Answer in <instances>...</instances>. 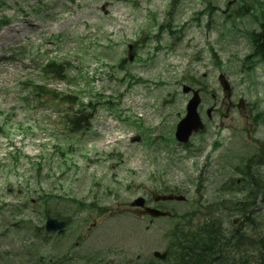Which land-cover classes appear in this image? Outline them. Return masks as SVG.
Here are the masks:
<instances>
[{
    "label": "rangeland",
    "instance_id": "obj_1",
    "mask_svg": "<svg viewBox=\"0 0 264 264\" xmlns=\"http://www.w3.org/2000/svg\"><path fill=\"white\" fill-rule=\"evenodd\" d=\"M0 2V17L10 22L0 27V264H172L152 258L164 251L162 235L172 222H138L107 210L146 200L164 186L186 197L184 203L163 204L181 215L199 199L197 181L204 205L244 199L223 184L241 178L233 168L264 140V61L255 60L249 72L242 69L252 48L248 33L264 22V0H181L170 19L169 0ZM207 4L210 15L203 12ZM234 13L240 18L228 20ZM168 22L176 34L160 31L153 39ZM141 39L129 62L127 46ZM135 55L142 60L134 61ZM47 58L69 62L72 81L42 77L39 65ZM120 58L126 59L123 70L114 67ZM126 72L146 83L129 87ZM218 73L229 80L230 98L223 96ZM29 80L59 93L81 91L77 96L85 104L116 106L97 105L90 128L72 134L64 126L65 106L31 96L23 85ZM191 80L194 89L205 87L197 108L204 130L185 150L172 137L190 96L180 85ZM240 98L246 107L241 114L235 108ZM163 100L172 104L161 106ZM136 135L140 141L131 143ZM155 136L163 139L151 144ZM41 193L59 196L49 203L51 212H67L71 223L46 241L34 232L44 223ZM69 199L107 210L99 217ZM20 220L28 225H14Z\"/></svg>",
    "mask_w": 264,
    "mask_h": 264
},
{
    "label": "trees",
    "instance_id": "obj_2",
    "mask_svg": "<svg viewBox=\"0 0 264 264\" xmlns=\"http://www.w3.org/2000/svg\"><path fill=\"white\" fill-rule=\"evenodd\" d=\"M175 1H173L174 3ZM253 53L250 58L256 57L264 60V23L260 26V31L252 34ZM70 101V97L63 98ZM87 118H73L70 120V129L76 132L87 123ZM256 165H264V142L260 144L256 155L249 158L239 172L243 175V181H247L243 187L249 188L248 196L254 195L261 197L264 201V178L251 171L250 167L253 161ZM237 185V181L234 182ZM200 190V185L197 192ZM253 201L244 203H234L227 205L225 201L217 205H206L202 207L205 212L199 210L197 206L191 214H184L182 219L186 220V225L176 224L168 231V250L176 264H264V238L253 237L239 227L226 229L223 227V217L232 214L241 215L243 221L247 220L253 214L259 213L255 209ZM91 207L92 205H87ZM216 207V208H215ZM217 209V210H216ZM218 212L220 215L210 217ZM199 213L202 220L193 223L189 216ZM67 220L66 218H64ZM187 219L190 221L187 222ZM251 229V227L249 228ZM264 236V235H263ZM253 253L252 256L249 253Z\"/></svg>",
    "mask_w": 264,
    "mask_h": 264
},
{
    "label": "water",
    "instance_id": "obj_3",
    "mask_svg": "<svg viewBox=\"0 0 264 264\" xmlns=\"http://www.w3.org/2000/svg\"><path fill=\"white\" fill-rule=\"evenodd\" d=\"M219 82L221 83L224 91H229V86L227 85L224 77H219ZM189 89L184 87L183 92H188ZM199 104V97L197 92H193V97L191 100H189L187 106H186V115L185 117L176 125L175 128V138L177 141L185 143L188 141L189 136L191 133L198 131L199 129H202V125L200 123L199 117L196 113V107ZM136 140L138 138H135ZM170 200V199H176V200H182V197H173L171 195L164 196V197H157L155 200ZM143 201L141 199H137L133 202L132 205H142ZM147 213L150 214L153 217L164 215L163 213L156 211V210H150L147 209ZM64 223L58 222L55 219H47L45 228L47 231H62ZM159 258H163L164 255L159 256Z\"/></svg>",
    "mask_w": 264,
    "mask_h": 264
}]
</instances>
